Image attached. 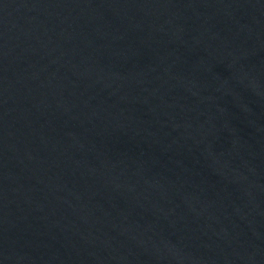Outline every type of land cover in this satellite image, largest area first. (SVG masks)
I'll use <instances>...</instances> for the list:
<instances>
[{
    "label": "water",
    "instance_id": "obj_1",
    "mask_svg": "<svg viewBox=\"0 0 264 264\" xmlns=\"http://www.w3.org/2000/svg\"><path fill=\"white\" fill-rule=\"evenodd\" d=\"M0 264H264V0H0Z\"/></svg>",
    "mask_w": 264,
    "mask_h": 264
}]
</instances>
